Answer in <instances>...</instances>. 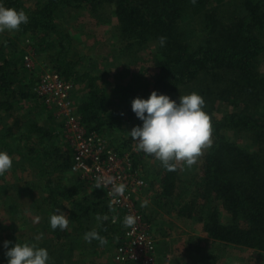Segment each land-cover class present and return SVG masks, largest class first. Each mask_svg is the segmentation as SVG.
<instances>
[{"label":"trees","instance_id":"trees-1","mask_svg":"<svg viewBox=\"0 0 264 264\" xmlns=\"http://www.w3.org/2000/svg\"><path fill=\"white\" fill-rule=\"evenodd\" d=\"M0 3L28 16V23L21 25L13 39L0 42V111L11 119L10 125L0 122V145L13 159V170L20 169V173L42 179L40 187H47L42 201L57 204L58 196L61 197L71 204L65 211L69 226L76 224V231L85 235L95 231L92 227L98 224L95 232L106 238V243L98 247L119 246L126 229L125 217L106 205L101 188L85 195L80 180L69 183L72 153L51 134L54 128L50 122H57L50 114L49 123L39 125L42 112L34 109L43 108L33 93L35 72L24 67L18 43L19 37L28 36L36 53L48 60L51 71L83 85L79 99L74 95L80 101L78 113L82 123L104 137L115 135L117 127L120 135L114 139L116 145L109 147L118 154L126 153L132 142L126 132L142 122L131 109L127 111L128 118L111 110L107 89L97 85L96 78L86 71L77 70L76 63L69 59L73 38L56 23L62 6L88 7L94 11L100 5L110 4L118 21L121 49L126 51L131 45L142 49L153 47L150 60L157 73L152 78V91L178 101L183 87L188 95L192 93L190 84L202 79L211 77L212 84H216L213 90L196 92L203 98V110L210 118L212 142L199 163L191 168L180 163L175 171H167L153 157L132 152L129 156L132 172L139 176L138 163L144 158L154 159L153 168L144 170L145 178H141L149 189L156 187L154 197L157 203H164L167 212L173 210L180 220L201 225L211 246L245 248L256 257L264 256V74L257 68L264 53V1L45 0L37 2L34 8L21 0H0ZM190 19L200 22L203 37L197 44L188 36L193 29L185 28ZM160 37H166L163 47ZM21 101L22 104L31 101L33 119L28 114L15 115ZM219 101L238 110L225 111L217 117L214 104ZM38 139L48 146H31ZM0 191L3 203L9 195ZM50 233L55 235V242L49 240L50 249L48 240L42 246L49 256L55 254L56 264H72L78 246L86 248L89 244L74 242L70 235L62 236L59 229ZM61 238L65 241L63 245ZM92 243L100 242L92 240ZM67 244L69 249L65 250ZM197 252L201 256L194 264H216L218 257L214 253H204L202 249Z\"/></svg>","mask_w":264,"mask_h":264},{"label":"rangeland","instance_id":"rangeland-1","mask_svg":"<svg viewBox=\"0 0 264 264\" xmlns=\"http://www.w3.org/2000/svg\"><path fill=\"white\" fill-rule=\"evenodd\" d=\"M21 1H23L27 7L34 8L37 2L42 3L45 0ZM60 8L62 9V13L60 14L61 17L56 21L57 26L62 32L73 38L74 41L73 48L69 54V59L76 63L77 70L80 72L86 71L91 75L90 77L96 78L97 85L107 89L110 97L109 104L111 110L121 112L125 118H128L127 111L131 109V101L137 97L147 99L153 92L151 84L152 78L157 73V68L154 67L150 60L153 47L142 49L135 45H131L126 47V51L121 49L122 45L117 30L118 21L114 15L113 5L103 4L98 6L94 11H91L88 7L75 9L62 6ZM199 23L198 20L196 21L192 19L185 23V28L188 31L189 29H193V31H190L188 34L189 39L193 44L199 43L203 37L202 31L198 26ZM17 34L18 31L0 33V42L9 41ZM18 43L23 51L22 61L26 51L31 53L33 68L30 69V71L34 70V75L36 76L33 93L39 103L42 104L41 107L43 108V110L40 107H35L34 109L37 113L42 112L40 113L41 118H39V125L43 127V125L49 123L50 114L53 120L55 119L57 122L55 124L54 122L52 124V121L50 122V126H53L54 128L51 134L56 135V141L61 147H65L64 145H66L71 151L64 133L65 119L63 115H60V112L66 110L68 106L63 109L57 104H46L42 98L38 97L36 94L37 92L34 90L39 82L40 71L43 65H45L46 69L50 71L47 67L49 66L48 60L36 53L34 45L28 36L23 38L19 37ZM257 68L259 72L264 74V53L259 59ZM212 81L213 79L210 77L207 80L202 79L197 83L190 84L192 85V93H196L199 90H203V93H205L209 90L215 89L214 85L216 84L214 82L212 84ZM75 86V96L79 99L83 85L75 84ZM184 88L185 87L180 89L178 97H180V95H187ZM75 96L73 97L74 100L72 102H75V108L70 112V115L73 117H79L80 124L85 130L90 131L88 127L82 123L81 116L78 113L80 101ZM28 102L29 103L23 104L22 101L19 102L20 108L15 115L26 116L28 114L31 116L28 118L33 119L34 116L31 101ZM214 108H217L215 112L217 117H220L225 111L232 112L235 109L238 110V108L234 109L230 105L223 104L220 101L214 104ZM8 116L9 114L0 111V122L10 125L11 119L7 118ZM115 118L117 119V117ZM119 131L120 130L115 127V131H113L115 135H110L108 137L96 134L101 136L102 140L105 142L106 149H108L109 145L115 143L114 139H116L117 135H120ZM39 139L36 140V142H32L31 146H48L45 145V141H40ZM133 143L134 142L132 141L130 149L126 153H132L131 145H133ZM207 149L208 148L203 150L194 165L199 163L201 156L207 151ZM0 151H5L1 145ZM113 152L121 159L126 155V153L118 154L114 149ZM129 163L131 165L130 160ZM138 164L139 166L136 168V173L139 174V176H137H144L143 178H145L143 171H148V169L151 170V168H153L154 159L148 160L147 158H144V160ZM12 168L7 173L0 176V190H5L9 195V198L6 201L0 203V264H7V259L5 257L6 249L3 248V243L5 241L11 242L9 245L10 247L17 242L36 243L38 246L41 244V247H43L42 243L48 240L47 247H49V240L51 239L53 242L56 240L55 235L50 233L54 230L50 227L49 217L54 214L58 208L65 212L71 207L69 202L63 201L59 196L57 198V204L51 203L50 205H47L45 201H42L44 196L43 193H47L46 186L44 187L43 185V189L40 187L42 179L40 177L35 178L34 175L27 173H20V169L13 170ZM132 171L131 167L129 172L132 173ZM69 175L72 177L69 179V183L76 181V179L82 182L83 193L85 195H90L93 193V189L97 188L86 180L85 177H81V175L74 173L71 170ZM62 184L70 186L66 185L65 182ZM10 187L13 188L10 189ZM155 192H157L156 187L151 190L146 183V188L142 190V193L136 199L142 213L143 223L145 224V227H148V230L153 234L154 239L156 240V257L154 259V264H194L201 256V253L197 252L198 249H202L204 253H214V255L218 257L216 264H264V256L260 255L256 257L252 250L232 246H211V243L208 242V237L204 234L201 225L189 222L188 220H180L175 216L173 210L167 212L163 202L158 201L157 203L154 197ZM1 193L2 192L0 191V195ZM104 201L106 202V199H104ZM106 205L112 208L107 202ZM74 227L78 228L76 224L68 226L66 232L65 230L63 231L62 236L68 237V235H70L74 242L83 243L85 241L83 238L84 235L79 234V231L77 232ZM92 228L97 231L99 229L98 224L94 225ZM123 234L124 233L121 234L122 237ZM41 235L42 239H37V237ZM62 241L63 238L60 239V242L62 245L65 244V241ZM120 244L121 243H119V245ZM98 245H100V243L95 245V243L91 242L86 248L84 246L82 248L81 246H78L77 251L74 252L75 260L72 264H126L124 261H117L115 259L118 246L108 248L106 246L98 247ZM187 248L189 250H186ZM68 249L69 245L67 244L65 250ZM205 255L206 254L202 256L206 257ZM165 256H169L170 259H166L165 261ZM55 258V254L50 256V264L57 263ZM60 264H68V262Z\"/></svg>","mask_w":264,"mask_h":264},{"label":"clouds","instance_id":"clouds-1","mask_svg":"<svg viewBox=\"0 0 264 264\" xmlns=\"http://www.w3.org/2000/svg\"><path fill=\"white\" fill-rule=\"evenodd\" d=\"M27 23L28 16L24 11L5 7L0 3V33L19 31L21 25ZM159 43L163 47L166 37H160ZM203 108L204 100L195 92L180 95L177 101L153 91L147 99L137 97L131 101V111L142 124L126 133L134 142L136 151L158 160L167 171H175L180 163L191 168L203 150L211 147L212 143L210 118ZM12 165L10 155L6 151H0V176L7 173ZM99 187L98 182L97 188ZM124 192L123 184L113 186L114 196H123ZM136 221L135 216L128 215L123 223L126 227H132ZM49 224L54 231H64L69 226V219L58 208L49 217ZM83 238L88 243L92 240H98L101 245L106 243L95 231L85 233ZM37 239H42V235ZM10 244V241L3 243L7 264H50L46 248L28 242H17L11 247Z\"/></svg>","mask_w":264,"mask_h":264},{"label":"built area","instance_id":"built-area-1","mask_svg":"<svg viewBox=\"0 0 264 264\" xmlns=\"http://www.w3.org/2000/svg\"><path fill=\"white\" fill-rule=\"evenodd\" d=\"M23 64L28 70L33 68L31 53L26 51ZM34 90L46 104H57L63 109L68 106L66 110L60 112V115H63L65 119V138L72 153L71 171L85 177L95 187L99 182V188L105 193L104 199L109 206L116 209L118 214L124 217L132 215L137 218L135 225L126 227L123 232L115 259L124 261L126 264H154L156 240L148 227H145L136 200L146 188V183L134 172H129L131 165L128 157L131 153H126L122 159L117 157L111 147L106 149L101 136L94 131L85 130L79 122V117L70 115L75 108V102H72L76 86L73 82L63 79L43 65L39 82ZM131 152H138L135 150L134 143L131 145ZM120 184L125 186L124 195L114 196L113 186ZM164 259L166 261L170 257L165 256Z\"/></svg>","mask_w":264,"mask_h":264},{"label":"crops","instance_id":"crops-1","mask_svg":"<svg viewBox=\"0 0 264 264\" xmlns=\"http://www.w3.org/2000/svg\"><path fill=\"white\" fill-rule=\"evenodd\" d=\"M173 252V251H172ZM174 253H175V251H174Z\"/></svg>","mask_w":264,"mask_h":264}]
</instances>
